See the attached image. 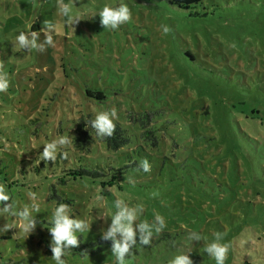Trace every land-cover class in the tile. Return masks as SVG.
Instances as JSON below:
<instances>
[{"label":"rangeland","instance_id":"obj_1","mask_svg":"<svg viewBox=\"0 0 264 264\" xmlns=\"http://www.w3.org/2000/svg\"><path fill=\"white\" fill-rule=\"evenodd\" d=\"M63 2L76 22H65L58 0H0V72L9 80L0 92V184L18 211L32 203L40 210L29 234L19 216L0 211V264H54L48 217L59 203L48 198L51 186L89 224L83 241L101 237L117 199L142 204L140 220L164 217L167 227L148 246L137 243L128 264H169L187 251L193 264H215L203 241L188 239L193 231L209 240L224 233L225 264H264V0H203L191 9L197 15L153 1ZM120 3L131 19L105 29L98 11ZM45 21L56 24L54 46L14 47L19 31L43 41ZM112 108L130 143L113 150L92 136L77 150L80 119ZM142 111L157 113L145 128ZM61 137L68 143L56 159L43 160L44 145ZM144 159L148 172L139 168ZM81 167L101 176L70 175ZM67 264L115 258L110 247L69 253Z\"/></svg>","mask_w":264,"mask_h":264},{"label":"clouds","instance_id":"obj_2","mask_svg":"<svg viewBox=\"0 0 264 264\" xmlns=\"http://www.w3.org/2000/svg\"><path fill=\"white\" fill-rule=\"evenodd\" d=\"M73 2V0H72ZM58 13L63 16L65 22L72 24L79 17L73 13V9L69 3L58 0ZM101 24L105 29H118L122 24L131 19L132 13L126 3H120L118 6L112 7L104 5L99 11ZM47 34L43 41L39 40L36 31H19L15 36L14 47L18 50L27 48L29 51H43L45 46H54L53 34L56 31V24L51 21H45ZM161 31L164 34L169 32L167 25H161ZM9 87L7 73L0 72V92H4ZM117 118L115 108L110 110H100L91 120V127L95 130L98 137L104 138L112 136L115 128L114 121ZM68 143L67 138L61 137L58 141H53L44 145L42 151V159L47 161L56 159V151L58 146ZM63 155V154H62ZM139 168L144 172L150 171V163L147 159L139 162ZM115 211L110 215V225L102 232L101 238L111 240L112 255L115 258V264H128V259L133 257V249L137 245L136 237H139L140 244L148 245L154 233H160L167 225L163 216L154 215L152 221L140 220L139 217L144 213V206L137 204L129 206L122 200H115ZM0 211L8 212L9 215L19 216L24 222V230L29 234L36 226L34 216L40 212L39 205L32 203L18 211L10 193L6 190V186L0 184ZM50 226L48 228L51 235V260L54 264H67V256L71 252L70 248L76 247L80 241L78 234L89 231V224L85 219H79L70 214L69 205L59 203L50 218ZM6 229V226H4ZM4 230V229H3ZM80 236V235H79ZM188 239L190 241H203L204 252L208 257L214 260L215 264H225L231 243L224 240V233L215 231L212 233V239L202 237L198 232H190ZM191 251L180 253L169 261V264H193L189 254Z\"/></svg>","mask_w":264,"mask_h":264},{"label":"trees","instance_id":"obj_3","mask_svg":"<svg viewBox=\"0 0 264 264\" xmlns=\"http://www.w3.org/2000/svg\"><path fill=\"white\" fill-rule=\"evenodd\" d=\"M139 1L141 2H149V1L162 2L163 4L168 5L175 9L187 10L189 11L188 14L190 15H197L198 12H193L191 11V9L195 8L199 4H202L203 0H139ZM85 93L86 95L93 97L95 99L104 98L103 93L99 90H89L87 88L85 89ZM141 113L143 114H142V117L139 119V122L143 128L146 127V125L148 124L150 120L154 119V117L156 118V114H157L151 111L149 112L142 111ZM143 132L145 134H150V138L152 139L154 138L153 130H145ZM92 136H95L101 142L105 143V146L113 150L130 143V140L128 139L127 135H125L124 133V129H122V127L118 123H115V128H114V132L112 136H106L104 138H100L96 135L95 130L91 127L90 119H88V121H84L83 119H80V121L77 123L75 127V135L72 138V145L77 150H82L91 141ZM59 156H61V153H58V157ZM113 170L117 172L116 173L117 176L122 174L117 169H113ZM68 171H71L70 175H72L73 177H78V178L88 177L92 179H98L101 176V173H99L96 169H88V168L81 167V168L76 169V171L74 170H68ZM110 177L111 178L105 181V183L111 186L115 184V181H114V178L112 180V176ZM51 188L52 189L48 195V198L55 197L56 199L55 198L54 199L58 203H65L69 205V202H71L70 199H62L59 195L55 193V189L53 188V186H51ZM79 235L80 234H78V240L80 241V243L76 247L70 248L71 255H78L81 257L94 256L99 253H102L105 249L112 247L111 240H104L97 234L96 235L92 234V237H90L92 239L89 241H83L81 238V235L80 236ZM136 239H137V243L140 244L139 237H136ZM140 245H144V244H140Z\"/></svg>","mask_w":264,"mask_h":264}]
</instances>
